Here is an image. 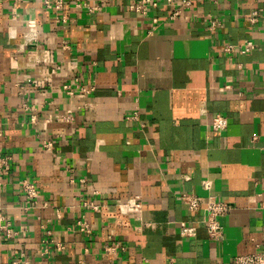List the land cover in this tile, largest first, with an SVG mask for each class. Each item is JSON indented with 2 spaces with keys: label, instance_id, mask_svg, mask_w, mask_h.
<instances>
[{
  "label": "crops",
  "instance_id": "obj_1",
  "mask_svg": "<svg viewBox=\"0 0 264 264\" xmlns=\"http://www.w3.org/2000/svg\"><path fill=\"white\" fill-rule=\"evenodd\" d=\"M55 1L0 0V210L14 231L0 229V264H231L264 252V0H152L144 15L132 0ZM245 41L251 51H223ZM72 79L83 91L68 96ZM65 112L72 121L54 119ZM182 193L230 204L221 238L208 239ZM185 224L193 237L179 235Z\"/></svg>",
  "mask_w": 264,
  "mask_h": 264
},
{
  "label": "built area",
  "instance_id": "obj_2",
  "mask_svg": "<svg viewBox=\"0 0 264 264\" xmlns=\"http://www.w3.org/2000/svg\"><path fill=\"white\" fill-rule=\"evenodd\" d=\"M20 1V0H17ZM170 0H167L169 2ZM184 4H189V0H183ZM43 3L47 7H52L50 5L49 0H43ZM130 9L134 10L135 12L144 15L146 13V8L150 5H156V3L152 0H132ZM54 9H61V1L56 0L54 3ZM177 12L172 13L170 18H173L177 15ZM256 15V13H254ZM65 17L61 16L60 21L65 22ZM253 20H255L253 18ZM27 25L29 29H33L35 27L33 21L29 20L27 21ZM254 48V44L251 41H245L242 45L234 46V45H225L223 48L224 52L231 53L233 51H240V52H247L251 51ZM63 90L66 95L73 96L74 94H78L79 92H82L83 89L81 88L80 84L77 83L76 79H72L68 83L63 85ZM57 121H72L73 117L70 115V113H60L54 117ZM228 120L226 117L222 115H215L211 121V127L218 131H223L227 127ZM46 147H49L50 144L46 143ZM261 149L264 151V141L261 146ZM8 157L4 158L0 156V176L3 175L2 172H6L8 170ZM1 179V178H0ZM19 191H21L23 197L25 200L30 202L32 205L36 204L38 201L39 191L37 190V187L30 182L29 180H22L18 182ZM202 186L205 190L210 191L211 186L210 182L204 181L202 182ZM180 202L186 207L187 211L191 212L196 211L199 209H202L204 212V217L201 220V223L205 227L207 237L209 240H216L221 238L222 236V228L220 224L218 223V217L228 214L231 210L230 204L224 203L222 201H218L215 199L214 196H209L208 199L203 200L202 197L196 195V194H188V193H182L179 196ZM88 207L92 209H97L96 206L93 204H88ZM3 217L0 210V229L5 232L6 236H10L14 234L13 229L10 228V225L7 223H2ZM78 230L80 232L89 233L90 227L84 222H77ZM196 227L195 225H182L179 228V235L183 238H191L195 234ZM59 249H62L61 246H58ZM110 248L105 247L106 253H109ZM14 264V263H12ZM231 264H264V252H254L250 253L249 255H242V256H235L232 259Z\"/></svg>",
  "mask_w": 264,
  "mask_h": 264
}]
</instances>
